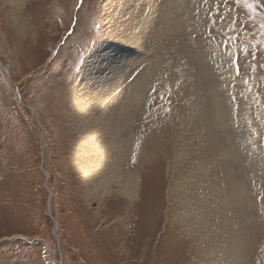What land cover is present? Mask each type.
Instances as JSON below:
<instances>
[{"label": "rangeland", "instance_id": "374dc122", "mask_svg": "<svg viewBox=\"0 0 264 264\" xmlns=\"http://www.w3.org/2000/svg\"><path fill=\"white\" fill-rule=\"evenodd\" d=\"M257 5L0 0V264H264ZM117 92L131 100L128 164L138 166V196L124 203L93 185L113 159ZM214 99L223 129L190 130L188 116L207 117Z\"/></svg>", "mask_w": 264, "mask_h": 264}, {"label": "bare ground", "instance_id": "6f19581e", "mask_svg": "<svg viewBox=\"0 0 264 264\" xmlns=\"http://www.w3.org/2000/svg\"><path fill=\"white\" fill-rule=\"evenodd\" d=\"M13 0H9V2H11ZM165 3V1H164ZM163 3V4H164ZM146 4V3H145ZM162 6V5H161ZM165 6V5H163ZM162 6V7H163ZM153 8V7H152ZM155 8V7H154ZM165 8V7H164ZM161 9V8H160ZM158 10V9H157ZM172 10V9H171ZM145 12V11H144ZM153 12V11H152ZM162 12V11H161ZM164 12V11H163ZM151 13V12H150ZM160 14V13H158ZM161 15V14H160ZM159 17V16H157ZM164 17V16H163ZM152 18V17H151ZM154 18V17H153ZM159 19V18H158ZM134 20V18H133ZM138 20V19H137ZM166 20V19H164ZM152 20H150L151 22ZM154 21V19H153ZM155 21L156 18H155ZM162 21V20H161ZM152 23V22H151ZM133 24V23H132ZM139 24V23H138ZM157 24V23H156ZM135 25V24H134ZM137 25V24H136ZM141 26V25H140ZM156 26V25H155ZM139 27V26H138ZM157 27V26H156ZM161 27V26H160ZM158 27V28H160ZM149 28V27H148ZM165 29V28H164ZM138 30V29H137ZM154 30V29H153ZM159 30V29H158ZM155 31V30H154ZM157 31V30H156ZM158 32V31H157ZM159 32H162V31H159ZM158 32V33H159ZM178 32V31H177ZM128 32L127 31H124V34L126 35ZM157 33V34H158ZM143 34V33H142ZM156 35V34H155ZM155 35H152V38L153 36ZM138 36V39L137 41H139V38L141 37V34L140 35H137ZM136 37V36H135ZM156 38L158 37L155 36ZM160 37V36H159ZM158 39V38H157ZM177 39V38H176ZM163 41V40H162ZM161 41V42H162ZM133 42H135V40H133ZM163 43V42H162ZM133 49V47L131 48ZM131 52V51H130ZM127 53V52H126ZM194 53V52H193ZM133 54V53H132ZM135 57V56H134ZM0 68L6 73L7 76H9V70H8V67L3 65V66H0ZM136 68V67H135ZM111 77L114 78V75L111 74L110 75ZM204 76V75H203ZM111 77L110 80H111ZM117 77V75H116ZM143 77V76H142ZM115 79V78H114ZM207 80V79H205ZM207 83V81H205ZM141 84V82H139ZM113 84V83H112ZM130 84V83H129ZM121 85V84H120ZM208 85V84H207ZM115 86V85H114ZM141 86V85H140ZM112 87V86H111ZM118 87V86H116ZM209 87V86H208ZM125 88V87H124ZM111 90V89H109ZM131 90V89H130ZM211 90V89H210ZM112 91L114 92L115 89H112ZM129 91V90H127ZM138 91V90H137ZM140 92V91H138ZM137 92V93H138ZM213 92V91H212ZM111 93V92H109ZM131 93V92H130ZM136 93V94H137ZM112 94V93H111ZM211 94H214V93H211ZM132 95V94H131ZM140 95V94H139ZM115 96V99H114V103H116V107L115 109L112 111L113 112V116H114V119H113V129H114V134L116 136L115 138V142H114V151H113V159H112V162L111 164H109L108 167L104 168V170H98L95 172V175H94V180H93V185H94V188H96V191H95V194L96 195H104V194H109L111 191H114L115 193H119L120 197H117L118 200H120L121 202H130L132 201L136 195H137V185L139 186V182H137V178L134 174V171L136 169H138L137 167L138 166H134V165H129L128 164V155H129V120H130V112H132L131 110L133 108H131V103L129 100H127V95L126 93H122V92H117ZM191 98V97H189ZM215 100V99H214ZM213 100V101H214ZM211 101L210 103V108L208 107L207 108V112H208V115L207 117L202 114L203 112V109H201L200 111L198 110V113L196 112L195 114H193L192 116H188L191 118V126H190V130H196L197 128H199L200 130H203L204 132L207 131V135L209 136V134H211L212 130L209 128L212 124L213 126L212 127H216L218 126L219 128L223 129V121L221 120V115L219 113V110L217 107H216V100L215 102ZM193 103V102H192ZM216 105H215V104ZM194 104V103H193ZM199 104V103H198ZM197 104V105H198ZM135 109V108H134ZM137 110V109H136ZM134 111V110H133ZM188 111V110H187ZM197 111V110H196ZM221 111V110H220ZM192 112V111H191ZM209 116L211 117V121L209 120ZM112 117V116H111ZM112 119V118H111ZM222 121V122H221ZM213 122V123H211ZM187 125V124H185ZM189 126V125H187ZM206 129V130H205ZM202 132V131H201ZM198 134V133H197ZM200 134V132H199ZM198 134V136H199ZM193 135V133H192ZM202 136V134L200 135ZM197 137V136H196ZM203 137H201L202 139ZM205 139H203L202 141H204ZM207 141V140H206ZM208 142V141H207ZM206 142V143H207ZM210 144L211 145V149H213V153L219 156L223 155V156H227V150H223V148L221 146H218V141L216 142V140H214L213 138L210 137V140H209ZM208 145V144H207ZM208 145V146H209ZM207 146V147H208ZM223 146V145H222ZM227 146V145H226ZM206 147V148H207ZM221 147V149H220ZM224 147V146H223ZM205 148V149H206ZM209 148V149H210ZM208 150V149H207ZM214 154V156H215ZM210 156V154H209ZM215 156V157H216ZM143 157V156H142ZM213 157V156H212ZM214 157V158H215ZM207 158V157H206ZM222 158V156H221ZM138 161V160H137ZM139 162V161H138ZM141 163V162H140ZM229 162H227L228 164ZM225 167V166H224ZM46 172V171H45ZM47 173V172H46ZM136 173V172H135ZM48 174V173H47ZM141 177V176H140ZM230 177V176H229ZM228 177V178H229ZM233 179V178H232ZM235 179V178H234ZM230 180V179H229ZM232 183V182H231ZM237 185V184H236ZM232 185L228 186V188L230 189V193L235 195V193L238 191H236V187L235 188H232L231 187ZM238 186V185H237ZM241 187V185L239 186ZM238 188V187H237ZM217 189H219V186L217 185ZM216 190V189H215ZM223 191V190H222ZM236 191V192H235ZM213 192V191H212ZM225 192V191H224ZM240 192V191H239ZM242 195V194H241ZM138 196V195H137ZM242 197V196H240ZM123 202V203H124ZM246 203V201H244ZM125 204H128V203H125ZM248 205V204H247ZM227 206V205H226ZM232 206V204H231ZM229 207V205H228ZM193 208V207H192ZM233 208H234V212L236 215V217L238 216V219L239 221H244V219L241 218V215L243 216L244 214H241L242 213V206H241V201L238 200L236 197H235V200H234V203H233ZM247 208V207H246ZM191 209V208H190ZM131 212V211H130ZM129 212V213H130ZM247 212V211H246ZM217 215V214H216ZM207 217V216H206ZM246 217V216H245ZM147 219V218H146ZM117 220H119V222H122L121 221V217L118 218ZM200 221V220H199ZM152 222V221H151ZM203 222V221H202ZM200 225V224H199ZM202 226V225H201ZM133 227V231H134V234L133 236H136L139 232V228H140V221L138 220L137 221V224L135 226H132ZM155 227V226H154ZM204 227V225H203ZM203 230V229H202ZM154 231V230H153ZM197 231V230H196ZM195 232V231H194ZM150 233V232H149ZM194 234V233H193ZM141 235V234H140ZM150 235V234H148ZM197 236V235H196ZM146 237V236H145ZM152 237V236H151ZM209 237V236H208ZM148 239V238H147ZM153 239V238H152ZM210 239V238H209ZM132 240H135L134 244H137V248L140 250V248L143 246V244L141 245V242H139L136 238L132 237ZM209 241V240H208ZM240 241V240H239ZM147 243V241H145ZM241 242V241H240ZM123 243V242H122ZM129 243V242H128ZM126 245V244H125ZM131 245V244H130ZM217 245V244H216ZM222 248V247H221ZM214 248H212L213 250ZM172 263V262H171ZM129 264V263H128ZM177 264V263H176Z\"/></svg>", "mask_w": 264, "mask_h": 264}, {"label": "snow or ice", "instance_id": "6c2138e0", "mask_svg": "<svg viewBox=\"0 0 264 264\" xmlns=\"http://www.w3.org/2000/svg\"><path fill=\"white\" fill-rule=\"evenodd\" d=\"M236 3H240V0H236ZM245 5L251 11L252 13L256 12L257 8V0H252L251 3L248 2V0H245ZM229 19V23H230ZM262 28H264V25H261ZM107 64V66H106ZM111 71V64L110 62H106L104 60H101L96 68V72L100 76L101 79L107 76L108 72ZM237 72L239 73V69H237ZM253 184H255V181H253ZM256 199L258 200H264V196H261L259 193L256 194ZM261 251H264V248L261 249ZM258 264V262H257Z\"/></svg>", "mask_w": 264, "mask_h": 264}]
</instances>
